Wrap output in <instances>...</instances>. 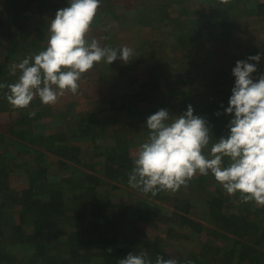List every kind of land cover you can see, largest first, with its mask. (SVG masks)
Returning a JSON list of instances; mask_svg holds the SVG:
<instances>
[{
  "label": "trees",
  "instance_id": "trees-1",
  "mask_svg": "<svg viewBox=\"0 0 264 264\" xmlns=\"http://www.w3.org/2000/svg\"><path fill=\"white\" fill-rule=\"evenodd\" d=\"M68 4L0 0V83L16 82L11 65L46 49L48 18L33 20ZM112 5L95 16L89 42L120 49L118 31L149 25L151 34L130 62L102 60L82 75L98 78L90 85V97H101L97 108L82 109L91 101L74 102L66 91L56 102L62 110L38 96L16 109L0 89V112H9L0 123V264H118L130 252H146L152 264L158 255L178 264H264V206L227 194L211 173L181 186L196 190L192 196L181 187L152 195L128 183L134 149L149 135L147 118L162 108L175 118L191 105L208 122L212 143L227 137L236 62L261 54L248 62L257 64L254 81L264 74V0H143L132 16ZM141 64L146 81H139ZM105 84L120 88L108 95ZM101 174L140 196L93 200ZM21 175L26 186L15 183ZM200 235V250L167 249L173 237Z\"/></svg>",
  "mask_w": 264,
  "mask_h": 264
},
{
  "label": "clouds",
  "instance_id": "clouds-1",
  "mask_svg": "<svg viewBox=\"0 0 264 264\" xmlns=\"http://www.w3.org/2000/svg\"><path fill=\"white\" fill-rule=\"evenodd\" d=\"M226 4L228 0H219ZM101 0H69L58 9L48 25L45 50L23 58L10 67V75L19 76L14 83H0L7 88L5 97L13 108H28L38 96L43 104L53 105L66 91L76 94L82 75L96 63L108 65L118 58L130 62L133 50L127 46L101 47L88 33ZM119 52V56H118ZM261 54L238 60L232 69L235 84L225 113L233 114L227 137L212 143L208 122L193 114V107L175 116L160 109L146 121L149 135L133 155L128 183L134 189L156 195L175 192L197 173H211L229 195L240 193L242 202L264 206V74L254 81L252 73ZM220 113L218 112L217 115ZM34 116L35 113H29ZM211 143L209 156L203 150ZM228 159L225 166L224 160ZM118 264H152L146 252H130ZM155 264H178L175 259L157 256Z\"/></svg>",
  "mask_w": 264,
  "mask_h": 264
},
{
  "label": "rangeland",
  "instance_id": "rangeland-1",
  "mask_svg": "<svg viewBox=\"0 0 264 264\" xmlns=\"http://www.w3.org/2000/svg\"><path fill=\"white\" fill-rule=\"evenodd\" d=\"M141 1H143V0H101V3H100V6L98 8L96 15L99 16L100 13H102L101 16L103 17V14L106 12V10L112 8V6H113L112 4L115 3V4H117V8H119V10L116 11L117 15L119 13L122 14L125 9H128V11L130 13L129 15L132 16V14L136 10V6H139L141 4ZM55 14H56V12L54 10H49L48 12L43 13L41 16L36 17V19L33 20V23L35 25L41 24V22L44 20V17H46V19L48 18L49 20H51L55 17ZM48 19H47V21H48L47 26L50 24ZM93 23L99 24V22L98 23L93 22ZM96 26H98V25H96ZM118 28H119V26H118ZM133 31L136 33L134 34ZM150 31H151V28L149 25H144L141 28H137L136 26H132V27L129 26V29L126 31H118L119 37L121 39L117 43L118 47L122 48L124 46H127L129 48H132L134 53H137V54L141 53L142 54L143 53V50H142L143 46L142 45L144 44L145 38H148L150 36V34H151ZM137 34L139 35V37H136ZM111 45H112V43H111ZM139 78H138L139 81L148 80V76L146 74L145 64H141L139 66ZM97 79L98 78L95 77L93 74L89 75V76H82L80 81H79V89H78L77 93L76 94L71 93L70 97H73L74 102L76 101V102L80 103V102H85V101H91V103L86 104V107L84 105H80V107L82 109H84V108L95 109L101 104L98 101L101 97L99 99L96 98L97 100L90 97V91H91L90 85L97 84ZM105 88H106V92L109 93L108 95H111L110 93L112 91L119 90L120 87H118V86L110 87L107 84H105L103 89H105ZM64 98L70 99L68 94H65ZM54 107L58 110H62L64 105L56 103L54 105ZM8 114H9V112H7V113L6 112H0V123L7 120L6 118H7V116H9ZM134 150H137V149H134ZM88 170H90V168H88L87 171ZM17 174L18 173H14V175H17ZM100 178L102 181L94 182V184H93L94 187H98L100 190V191L98 190L96 192V195L92 196L93 200H95V198L100 199V198L108 197V196L112 195V196L116 197L117 199L119 198V200L125 199V200H129L132 202L133 200H136L140 196L139 194L134 193L133 191H131V189H129L127 187H124V186L119 187L117 185H116L117 187H114L115 184H117V183L122 185V183H119L114 179H109L107 176H103L102 174H101ZM26 181H27V179L21 175V176L17 177L15 183H16V185L26 186V183H27ZM107 181H109L110 183H108ZM104 182L106 184H104ZM110 184H112V186ZM183 188H182V191H186V193L188 192L189 194H191L190 196H192L193 194H197L196 192H194L196 190L191 191V188H186V187L184 189ZM89 189H92V188H89ZM93 191H94V189H93ZM175 192H172V193H175ZM157 202H159V201H157ZM203 223L207 224V225L209 224L208 222H205L204 220H203ZM209 225H212V224H209ZM190 228L191 227L189 225L188 226L185 225L183 227V232L191 231ZM208 237H209V234H208ZM211 237L214 238L215 236L210 235V238ZM202 238L203 237H201V235H200V236L194 237L192 239L188 238V240H182L183 237L179 239L176 236V237H173L172 239H170L166 242L167 249L170 250V252L173 254L176 252V247L178 245H179V250H182V252H186L187 250H189L191 248H193L194 250H200L201 245H202V241H203ZM182 244H183V246H182ZM180 245L183 248H181ZM189 251H191V250H189Z\"/></svg>",
  "mask_w": 264,
  "mask_h": 264
}]
</instances>
